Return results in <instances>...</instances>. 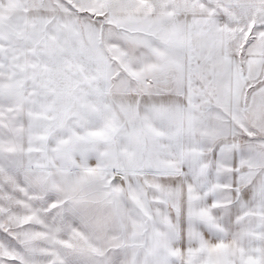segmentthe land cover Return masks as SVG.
Returning <instances> with one entry per match:
<instances>
[{"label":"snow or ice","instance_id":"1","mask_svg":"<svg viewBox=\"0 0 264 264\" xmlns=\"http://www.w3.org/2000/svg\"><path fill=\"white\" fill-rule=\"evenodd\" d=\"M0 264H264V0H0Z\"/></svg>","mask_w":264,"mask_h":264}]
</instances>
